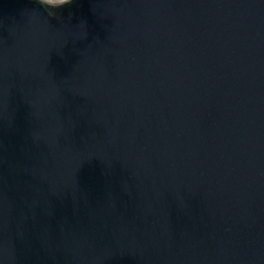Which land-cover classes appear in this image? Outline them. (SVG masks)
Listing matches in <instances>:
<instances>
[{
	"label": "water",
	"instance_id": "1",
	"mask_svg": "<svg viewBox=\"0 0 264 264\" xmlns=\"http://www.w3.org/2000/svg\"><path fill=\"white\" fill-rule=\"evenodd\" d=\"M0 264H264V0H0Z\"/></svg>",
	"mask_w": 264,
	"mask_h": 264
},
{
	"label": "bare ground",
	"instance_id": "2",
	"mask_svg": "<svg viewBox=\"0 0 264 264\" xmlns=\"http://www.w3.org/2000/svg\"><path fill=\"white\" fill-rule=\"evenodd\" d=\"M53 1H59V0H53Z\"/></svg>",
	"mask_w": 264,
	"mask_h": 264
}]
</instances>
